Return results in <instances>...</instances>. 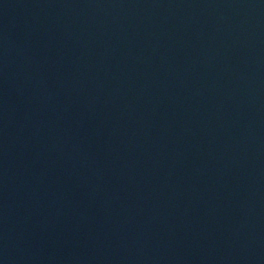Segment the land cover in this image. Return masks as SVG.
<instances>
[{
    "label": "water",
    "instance_id": "1",
    "mask_svg": "<svg viewBox=\"0 0 264 264\" xmlns=\"http://www.w3.org/2000/svg\"><path fill=\"white\" fill-rule=\"evenodd\" d=\"M0 264H264V0H0Z\"/></svg>",
    "mask_w": 264,
    "mask_h": 264
}]
</instances>
